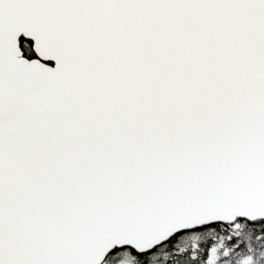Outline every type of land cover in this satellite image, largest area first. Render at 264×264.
<instances>
[{
    "label": "water",
    "instance_id": "water-1",
    "mask_svg": "<svg viewBox=\"0 0 264 264\" xmlns=\"http://www.w3.org/2000/svg\"><path fill=\"white\" fill-rule=\"evenodd\" d=\"M238 220H264V0H0V264Z\"/></svg>",
    "mask_w": 264,
    "mask_h": 264
},
{
    "label": "flooded vegetation",
    "instance_id": "flooded-vegetation-1",
    "mask_svg": "<svg viewBox=\"0 0 264 264\" xmlns=\"http://www.w3.org/2000/svg\"><path fill=\"white\" fill-rule=\"evenodd\" d=\"M254 222L255 221L238 220L233 223L212 224L203 226L207 228L200 227L176 233L146 253L139 254L132 249L128 248V250L135 264H144L151 255L156 256L162 264H204L210 261L208 258V250L213 243L214 236L216 235L218 239H221L224 242V252L226 255L231 252L236 258L241 251V245H239L240 242L238 243L240 237H238L237 240V233L240 229L247 231L245 228L253 226L251 223ZM209 231H212L214 234L208 235ZM203 233L207 235H204ZM184 237H186L185 241L188 244L194 243L196 246L192 249H182L186 244L182 241ZM192 237L200 238V240L195 241ZM234 243L236 245H234ZM233 245L235 247H232ZM139 255H144L143 259H139Z\"/></svg>",
    "mask_w": 264,
    "mask_h": 264
},
{
    "label": "rangeland",
    "instance_id": "rangeland-1",
    "mask_svg": "<svg viewBox=\"0 0 264 264\" xmlns=\"http://www.w3.org/2000/svg\"><path fill=\"white\" fill-rule=\"evenodd\" d=\"M247 231L240 229L238 231V237H240L238 243L241 245V251L238 257H234L230 252L228 255L224 252L225 244L221 239H218L216 235L214 236L213 243L208 250V258L210 261L204 264H264V220L258 224H254L248 228ZM204 234V233H203ZM214 234L209 231L208 235ZM207 235V234H204ZM194 240H200V238L192 237ZM186 237L182 239L184 247L182 249L194 248L196 245L194 243H187L185 241ZM205 240V239H202ZM201 240V241H202ZM234 245H236L234 243ZM232 247H235V246ZM144 264H162V262L157 259L156 256H150ZM105 264H135L129 251L122 250L110 259H108Z\"/></svg>",
    "mask_w": 264,
    "mask_h": 264
},
{
    "label": "trees",
    "instance_id": "trees-1",
    "mask_svg": "<svg viewBox=\"0 0 264 264\" xmlns=\"http://www.w3.org/2000/svg\"><path fill=\"white\" fill-rule=\"evenodd\" d=\"M19 48H20V51L22 53V56L27 58V59H32L34 58V53L31 49V43L29 41H25V40H20V43H19ZM263 220H258V221H255L254 223H251V225H254V224H258L259 222H261ZM203 228H207V227H203ZM124 251V250H128V248H122V249H118V250H114L112 251L111 253H109L107 255V257L105 258L104 262L102 264H105V262L110 259L113 255H115L116 253L120 252V251ZM144 255H139L138 258L139 259H143Z\"/></svg>",
    "mask_w": 264,
    "mask_h": 264
}]
</instances>
